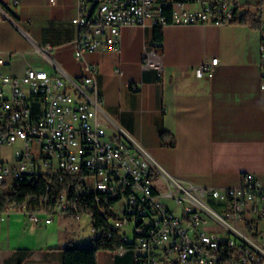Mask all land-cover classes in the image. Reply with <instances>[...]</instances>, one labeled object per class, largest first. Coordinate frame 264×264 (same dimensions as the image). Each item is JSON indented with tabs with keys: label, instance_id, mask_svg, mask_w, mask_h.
<instances>
[{
	"label": "built area",
	"instance_id": "obj_1",
	"mask_svg": "<svg viewBox=\"0 0 264 264\" xmlns=\"http://www.w3.org/2000/svg\"><path fill=\"white\" fill-rule=\"evenodd\" d=\"M242 15L236 0H78L75 52L78 58L120 52L125 25L223 24ZM255 17L264 90V5ZM161 47L154 41L143 55L144 66L160 76ZM218 63L213 57L196 74L211 77ZM88 71L81 79L34 66L19 76L0 73V196L24 183L34 188L0 210V221L12 212L34 225L59 214L87 216L100 237L118 235L117 251L131 250L133 264H264V184L251 172L226 187L173 177L127 131H108L97 68ZM9 144L19 146L5 159L2 147ZM160 172L164 192L154 182ZM71 202H79V212H71ZM30 208L40 215L30 216ZM239 219H247V228H239Z\"/></svg>",
	"mask_w": 264,
	"mask_h": 264
},
{
	"label": "crops",
	"instance_id": "obj_2",
	"mask_svg": "<svg viewBox=\"0 0 264 264\" xmlns=\"http://www.w3.org/2000/svg\"><path fill=\"white\" fill-rule=\"evenodd\" d=\"M236 1L254 17L261 6L259 0ZM77 9L78 0H0V73L19 76L34 66L81 79L95 66L108 131H127L173 177L226 187L251 172L264 184L259 27L240 21L169 23L163 27L160 76L143 64L155 41L152 26L125 25L120 52L78 58L72 22ZM213 57H219L214 75L198 76L197 67ZM163 130L173 140L164 141ZM92 238L89 217L59 214L49 224L34 225L12 212L0 221V264H63L68 242ZM97 264H133V253L100 249Z\"/></svg>",
	"mask_w": 264,
	"mask_h": 264
},
{
	"label": "trees",
	"instance_id": "obj_3",
	"mask_svg": "<svg viewBox=\"0 0 264 264\" xmlns=\"http://www.w3.org/2000/svg\"><path fill=\"white\" fill-rule=\"evenodd\" d=\"M259 4H263V0H259ZM168 21L171 22V17H168ZM236 21H240L251 26L258 28L260 21L254 17L251 12H247ZM164 38V30L162 25L154 26V40L156 42H162ZM161 137L164 141L173 140V134L167 130H163ZM58 183L60 189H63L64 184ZM34 188L24 183L20 188L13 192L6 193L0 196V210H3L12 200L24 199L25 194L33 191ZM123 245V242L118 235L100 237V233H96L91 240H83L81 243H75L74 241L68 242L64 247L63 264H97V252L100 249L117 250Z\"/></svg>",
	"mask_w": 264,
	"mask_h": 264
},
{
	"label": "rangeland",
	"instance_id": "obj_4",
	"mask_svg": "<svg viewBox=\"0 0 264 264\" xmlns=\"http://www.w3.org/2000/svg\"><path fill=\"white\" fill-rule=\"evenodd\" d=\"M19 146V144H15V145H4L2 147V156L5 159H12L13 156V151ZM164 175L160 172L159 175H156L154 177V182H156L158 184V188L160 189L161 192H164L166 190V181H164ZM164 181V182H163ZM165 199V198H164ZM171 203V201H168ZM87 217V216H84ZM94 236V234H93Z\"/></svg>",
	"mask_w": 264,
	"mask_h": 264
},
{
	"label": "bare ground",
	"instance_id": "obj_5",
	"mask_svg": "<svg viewBox=\"0 0 264 264\" xmlns=\"http://www.w3.org/2000/svg\"><path fill=\"white\" fill-rule=\"evenodd\" d=\"M71 212H79V202H71ZM39 215L40 208H30V216ZM239 228H247V219H239ZM93 234L96 235V232H93Z\"/></svg>",
	"mask_w": 264,
	"mask_h": 264
}]
</instances>
